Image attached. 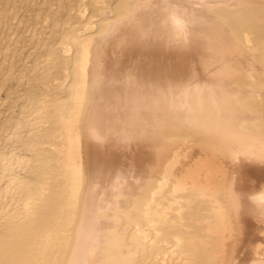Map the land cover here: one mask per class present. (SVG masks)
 I'll return each mask as SVG.
<instances>
[{
  "label": "bare ground",
  "instance_id": "6f19581e",
  "mask_svg": "<svg viewBox=\"0 0 264 264\" xmlns=\"http://www.w3.org/2000/svg\"><path fill=\"white\" fill-rule=\"evenodd\" d=\"M0 264H264V0H0Z\"/></svg>",
  "mask_w": 264,
  "mask_h": 264
},
{
  "label": "rangeland",
  "instance_id": "374dc122",
  "mask_svg": "<svg viewBox=\"0 0 264 264\" xmlns=\"http://www.w3.org/2000/svg\"><path fill=\"white\" fill-rule=\"evenodd\" d=\"M28 48H29V47L27 46V47H26V52L28 51ZM5 91H6V90H3V92H2V96H4ZM6 92H7V91H6ZM17 108H18V107H17ZM5 112H6V111H5ZM5 112H4V113H5Z\"/></svg>",
  "mask_w": 264,
  "mask_h": 264
}]
</instances>
